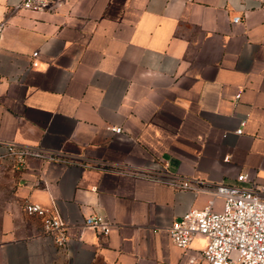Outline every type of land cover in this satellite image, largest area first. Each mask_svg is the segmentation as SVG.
<instances>
[{
	"label": "crops",
	"instance_id": "crops-1",
	"mask_svg": "<svg viewBox=\"0 0 264 264\" xmlns=\"http://www.w3.org/2000/svg\"><path fill=\"white\" fill-rule=\"evenodd\" d=\"M15 1L0 0V154L12 141L47 155L7 167L0 264H203L205 238L183 250L166 226L210 198L219 209L211 181L264 182V0ZM151 159L187 186L138 174ZM26 201L61 220L63 242ZM93 213L105 233L82 223Z\"/></svg>",
	"mask_w": 264,
	"mask_h": 264
},
{
	"label": "built area",
	"instance_id": "built-area-1",
	"mask_svg": "<svg viewBox=\"0 0 264 264\" xmlns=\"http://www.w3.org/2000/svg\"><path fill=\"white\" fill-rule=\"evenodd\" d=\"M59 0H16L13 8H53ZM238 15L232 16L237 21ZM4 20H0V38ZM29 65H36V51L31 52ZM244 120L234 129L241 132ZM113 131L119 132V127ZM29 154L47 155L40 147H29L12 141L5 142V151L0 154L13 166L24 163ZM227 159V156H224ZM139 169V170H138ZM137 169V173L152 179L187 186L186 181L175 182L167 174L166 164L160 159L150 162ZM213 195L221 197L219 209L212 207V198L200 208H187L178 217L169 221L166 232L171 241L183 248L195 235L205 238L200 249V259L203 264H264V182H256L246 172H237L233 180H216L209 183ZM23 209L28 214L41 217L43 228L54 233L56 242L64 241L63 223L54 214L42 208L38 203L26 201ZM82 223L97 227L101 232L107 231V219L101 214H88L82 218ZM191 264H196L193 257L188 258Z\"/></svg>",
	"mask_w": 264,
	"mask_h": 264
},
{
	"label": "rangeland",
	"instance_id": "rangeland-1",
	"mask_svg": "<svg viewBox=\"0 0 264 264\" xmlns=\"http://www.w3.org/2000/svg\"><path fill=\"white\" fill-rule=\"evenodd\" d=\"M4 166L6 168H2L0 170V199H2L3 197H8L10 195L14 175L7 169L8 166H11V164L4 163Z\"/></svg>",
	"mask_w": 264,
	"mask_h": 264
}]
</instances>
